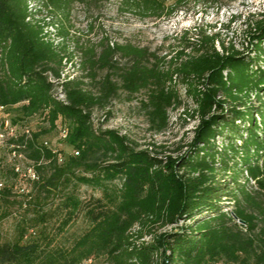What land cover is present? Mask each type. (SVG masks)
Here are the masks:
<instances>
[{"label": "trees", "instance_id": "16d2710c", "mask_svg": "<svg viewBox=\"0 0 264 264\" xmlns=\"http://www.w3.org/2000/svg\"><path fill=\"white\" fill-rule=\"evenodd\" d=\"M96 1L41 0L32 13L27 0H0L2 114L17 108L22 120L45 115L49 130L58 120L69 123L72 131L65 141L78 155L62 173L57 155L37 143L48 130L10 143L34 163L38 179L33 184L41 179L43 192L68 175L67 186L103 194L86 207L90 227L69 250L43 257L35 245L2 246L0 264H82L91 259L106 264H264V12L257 20L253 15L244 19L247 54L224 44L216 50L217 34L201 28L191 36L184 32L179 50L167 62L131 44L86 52L90 78L95 81L98 70L107 72L93 95L78 78L61 81L63 56L45 32L48 24L34 18L43 10L66 17L73 6ZM116 1L125 13L162 19L187 0ZM203 1L217 6L232 0ZM117 56L127 65L120 67ZM178 86L191 99L198 125L188 150L177 158L137 151L126 136L92 124V110L119 91L131 97L143 93L140 105L151 131L164 133L168 112L181 106ZM46 166L54 167L57 176L43 179ZM66 203L73 213L83 208L71 194ZM180 222L187 224L154 234L157 227ZM148 237L149 242H141Z\"/></svg>", "mask_w": 264, "mask_h": 264}, {"label": "rangeland", "instance_id": "374dc122", "mask_svg": "<svg viewBox=\"0 0 264 264\" xmlns=\"http://www.w3.org/2000/svg\"><path fill=\"white\" fill-rule=\"evenodd\" d=\"M27 1L32 13L41 6V0ZM262 12L264 0H232L217 6L208 5L203 0H187L174 10L171 17L142 19L125 13L116 0H97L89 6H73L66 17L43 10L34 20L48 24L45 25V32L63 56L61 81L78 78L85 91L97 95L98 82L107 72L98 70L96 80L90 78L91 72L89 65L85 64L87 57L84 53L94 51V54H100L106 46L131 44L167 62L169 56L179 50L178 41L183 33L189 32L191 36L195 29L201 28L208 35L217 34L219 44H215L216 50H220V44H224L247 54L250 44L244 19L253 15L254 20H257ZM59 33L65 35L60 37ZM115 61L120 67L127 65V61L118 56ZM112 80L118 82L114 77ZM177 91L181 106L168 112L169 125L164 133L155 134L151 131L140 105V101L145 98L143 93L131 97L119 91L104 106L92 110V124L102 131L112 130L126 136L137 151H148L159 155V158H177L188 150L198 125V120L192 115L194 105L191 99L181 86L177 87ZM57 96L64 101L63 96ZM251 105H257L255 99L251 100ZM0 118L9 120L19 136L26 130L30 135L48 130L38 137L37 143L57 155V167L65 173L68 160L75 156L74 149L61 137V131L71 133L69 123L58 120L56 128L49 130L45 115L22 120L17 108L1 113ZM11 145L7 141L0 149V184L2 192L8 191V194L0 196V247L35 245L43 257L69 250L90 227L85 216L86 207L94 200L102 199L103 194L87 186H67L64 181L70 179L68 175L60 181L55 179L53 188H46L47 193L43 192L41 179L37 186L33 184L36 181L30 182L29 179V169L34 163L23 153L13 152ZM54 173V167L46 166L41 177L50 178L57 174ZM68 194L74 195L84 210L81 208L73 213L66 203ZM227 210L230 211L231 207ZM186 224L180 222L177 226L157 227L154 234L170 233ZM149 241L148 237L141 242ZM82 264L106 263L103 259H91Z\"/></svg>", "mask_w": 264, "mask_h": 264}, {"label": "built area", "instance_id": "2783aa9c", "mask_svg": "<svg viewBox=\"0 0 264 264\" xmlns=\"http://www.w3.org/2000/svg\"><path fill=\"white\" fill-rule=\"evenodd\" d=\"M0 112H4L3 108H0ZM27 136L29 137L30 134L28 132V130H26L22 135L20 136ZM19 135H17V132L14 130V127L12 126V124H10V121L5 119V118H0V149L3 148L7 141H11L13 139H17L18 137H20ZM61 137L65 140L67 137V132L66 130L61 131ZM13 148V152H17L15 151V147L14 145H11ZM14 153V155H15ZM75 155H78V153H75ZM36 173L34 171V166L29 169V179H31L30 182H34L37 181V177H36ZM2 191V185L0 184V192Z\"/></svg>", "mask_w": 264, "mask_h": 264}, {"label": "bare ground", "instance_id": "6f19581e", "mask_svg": "<svg viewBox=\"0 0 264 264\" xmlns=\"http://www.w3.org/2000/svg\"><path fill=\"white\" fill-rule=\"evenodd\" d=\"M1 56H2V55H1V51H0V59H1Z\"/></svg>", "mask_w": 264, "mask_h": 264}]
</instances>
